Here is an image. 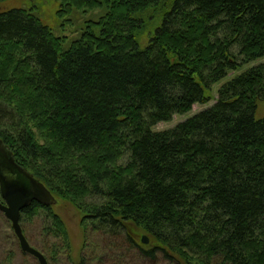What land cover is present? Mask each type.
Instances as JSON below:
<instances>
[{
    "label": "trees",
    "instance_id": "trees-1",
    "mask_svg": "<svg viewBox=\"0 0 264 264\" xmlns=\"http://www.w3.org/2000/svg\"><path fill=\"white\" fill-rule=\"evenodd\" d=\"M44 15L0 12V140L103 238L78 264H264V63L214 96L264 58V0H60L73 36ZM54 207L21 221L52 224L69 261Z\"/></svg>",
    "mask_w": 264,
    "mask_h": 264
},
{
    "label": "rangeland",
    "instance_id": "rangeland-1",
    "mask_svg": "<svg viewBox=\"0 0 264 264\" xmlns=\"http://www.w3.org/2000/svg\"><path fill=\"white\" fill-rule=\"evenodd\" d=\"M58 6H60V0H8L5 2H0V12H6L9 9H13V8L28 9L30 7H36L39 8L42 15L45 14L44 22L46 24L49 23L58 28L56 29V32L58 34H66L69 36H73L74 34L73 31L76 30L77 25H79L81 21L80 20L81 18L78 16L77 19H75V16L77 15L76 14L70 19L69 22H71V24L66 23L65 25H62L64 22H62L57 15ZM89 15L97 16L96 12ZM61 25L63 26L62 28ZM263 63H264V58L259 59L253 63H250L236 74H231L228 78H226L220 84L215 86V95H214L215 98H217L216 93L218 89L226 82H228L230 78L234 77L237 74L242 73L243 71H246L249 68L258 66ZM214 103L215 102L212 101L208 105H196L193 107L191 112L184 115H176L173 117V119L170 122L161 123L157 125L155 127V130L165 131V130L173 129L178 124L183 123L184 121L192 118L198 113L208 109L209 107H212ZM256 117L257 119H264L263 102H261L258 106ZM126 163L127 161L126 159H124L120 161L119 164L120 166H125ZM55 207H54L55 212L59 213L62 216V219L65 221L66 227L69 230L68 232L70 234V240H71V257L70 258L68 257L69 261L64 257L65 255H67L64 252V250L67 248V245L63 241L60 234H58L54 230L52 224H50V227H52V234H51V232L49 233L48 230L49 228L45 231L43 230V225L45 226L44 223L42 224L36 220H33L31 222H28L27 220L23 222L20 220V225L29 244L33 248L41 252L43 255H45L47 257V260L49 259L52 264H72V263L74 264V262L78 264L83 257L88 261L92 260V262H95V260H97L99 256L102 257L105 254V251L107 250V246H104L103 238L101 237V235L99 233L92 232V234L88 238H86L79 226L80 218H81L80 214L69 204L67 205L58 204L56 207L57 209ZM85 243H89L91 249L89 245L87 248H85L84 245ZM55 252L59 253L58 258ZM132 253L133 254L128 253L127 254L128 257L131 258L138 256L136 253L134 252ZM102 258H104V256ZM0 264H38L35 258L22 252L19 241L12 229L11 223L1 212H0ZM102 264L104 263L102 262Z\"/></svg>",
    "mask_w": 264,
    "mask_h": 264
},
{
    "label": "water",
    "instance_id": "water-1",
    "mask_svg": "<svg viewBox=\"0 0 264 264\" xmlns=\"http://www.w3.org/2000/svg\"><path fill=\"white\" fill-rule=\"evenodd\" d=\"M0 212L11 223L23 253L32 256L38 264H49L47 258L33 248L20 225L22 212L36 202L46 207L59 204L50 190L30 172L20 167L14 159L9 146L0 140ZM141 243L148 246L147 236H142Z\"/></svg>",
    "mask_w": 264,
    "mask_h": 264
}]
</instances>
